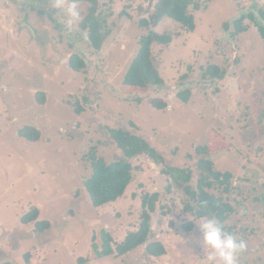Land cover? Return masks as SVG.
Returning <instances> with one entry per match:
<instances>
[{
  "label": "rangeland",
  "instance_id": "1",
  "mask_svg": "<svg viewBox=\"0 0 264 264\" xmlns=\"http://www.w3.org/2000/svg\"><path fill=\"white\" fill-rule=\"evenodd\" d=\"M100 1L114 29L94 50L79 26L65 29L47 0H0V263L78 264L81 257L87 260L82 264H204L198 226L182 227L193 218L183 211L184 191L167 192L162 165L146 155L132 160L135 178L124 197L100 207L91 203L83 186L91 174L85 156L95 146L107 162L116 160L121 151L107 128L121 127L146 138L167 166L197 171L198 157L209 156L216 169L230 171L235 211L224 225L247 244L237 261L264 264V40L247 16L261 22L264 0L199 4L191 32L163 18L155 30L172 41L153 44V54L164 83L140 103L126 99L132 90L122 80L139 37L148 32L138 20L152 12L155 0ZM242 15L248 30L230 38L231 21ZM74 53L85 60V70L68 66ZM211 64L224 70L221 80L202 78ZM187 86L191 96L183 102L177 92ZM40 91L46 92L44 103ZM151 99L168 106L159 110ZM78 105L84 107L80 113ZM24 126L37 128L39 140L22 138ZM154 191L159 198L149 240L161 241L166 254L147 256L142 245L120 257L95 256L99 230H109L117 241L137 230L142 195ZM33 207L38 220L49 221L48 229L39 232L34 223L21 222Z\"/></svg>",
  "mask_w": 264,
  "mask_h": 264
},
{
  "label": "trees",
  "instance_id": "2",
  "mask_svg": "<svg viewBox=\"0 0 264 264\" xmlns=\"http://www.w3.org/2000/svg\"><path fill=\"white\" fill-rule=\"evenodd\" d=\"M208 1L210 0H155L152 12L150 14L147 13L138 20V25L146 28L148 32L139 37V48L122 80V84L132 90L127 93V100L140 103L146 99L147 94L154 87H161L164 83L156 68L155 56L153 54V44L157 43L168 46L172 41L170 34L159 33L155 30L163 18L168 17L178 22L184 31H194L195 19L192 10L198 7L199 4H206ZM78 3L81 11V19L78 24L79 30L86 35L90 47L95 50L101 47L102 42L107 39L109 30L112 29L113 31L114 22L109 23L102 14L100 0H78ZM40 13L45 14L43 10H40ZM48 16L51 20L55 21L50 14ZM247 16L254 21L264 40V14H262L263 20L261 22L255 21L256 17L252 13L247 14ZM243 20L244 15L235 21H231L230 38H235L238 34L248 30V27L243 24ZM57 25L62 24L57 23ZM67 63L73 71L80 72L86 68L85 60L78 53L72 54ZM224 74L223 69H220L215 64H211L203 69L202 78L221 80ZM191 90L192 88L187 86L177 92V97L183 102H188ZM45 99L46 92H38V101L44 103ZM148 103L159 110H163L168 106L167 102L163 99H151ZM75 110L76 113H80L84 110V107L78 105ZM107 129L111 141L121 151V155L116 160L107 162L103 156L98 155L97 148L91 146L85 156L90 163L91 174L83 182V186L93 206L100 207L111 202H116L118 199L124 197L128 186L135 178L132 160L138 156L146 155L154 164L162 165L160 173L169 178L166 186L167 192L177 187L184 191L186 198H181V202L184 201L183 211L185 213H190L193 217L201 215L214 216L221 223L222 227L229 232L230 227H226L224 223L235 211V206L230 201V194L235 192L233 184L234 175L230 171L216 169L213 160L209 156L198 157L196 163L197 171L192 167L167 166L164 156L146 138L121 127ZM18 134L27 141H37L40 138L39 130L33 126L22 127L19 129ZM225 147L226 145L224 144L216 146V149L220 150ZM187 156L191 157L190 154ZM194 174H198L195 185L193 183ZM209 190L216 192L211 193ZM158 198L159 193L156 191L152 193L146 192L142 195L141 220L137 230L128 232L122 240L117 241L109 230L100 229L98 233L100 236V249L97 248L94 241L92 244L95 256L114 255L115 257H120L142 245H144V252L147 256L160 257L165 255L167 250L161 241L149 240L151 236V213L156 210ZM169 213V210H162V214L165 216ZM38 217L39 209L33 207L20 220L26 224L34 223L35 229L39 232L51 226L49 221L44 219L38 220ZM182 227L185 231H191L194 228V223L187 221ZM92 239L94 240L96 237L93 236ZM25 256L27 262L29 254H25ZM86 261L80 257L77 262L78 264H82ZM0 264H12V262L4 261ZM237 264L249 263L237 261Z\"/></svg>",
  "mask_w": 264,
  "mask_h": 264
},
{
  "label": "clouds",
  "instance_id": "3",
  "mask_svg": "<svg viewBox=\"0 0 264 264\" xmlns=\"http://www.w3.org/2000/svg\"><path fill=\"white\" fill-rule=\"evenodd\" d=\"M47 4L57 10V16L66 30L72 31L78 26L81 19L78 0H47ZM188 219L200 230L204 264H237L238 255L247 248L244 240H238L226 231L214 216L201 215Z\"/></svg>",
  "mask_w": 264,
  "mask_h": 264
},
{
  "label": "crops",
  "instance_id": "4",
  "mask_svg": "<svg viewBox=\"0 0 264 264\" xmlns=\"http://www.w3.org/2000/svg\"><path fill=\"white\" fill-rule=\"evenodd\" d=\"M108 256H110V255H108ZM151 257H154V256H151Z\"/></svg>",
  "mask_w": 264,
  "mask_h": 264
}]
</instances>
